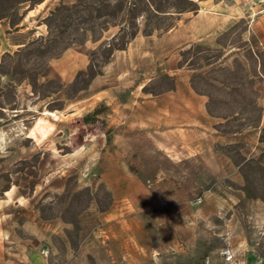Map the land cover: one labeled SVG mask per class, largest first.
Returning a JSON list of instances; mask_svg holds the SVG:
<instances>
[{
  "label": "rangeland",
  "instance_id": "obj_1",
  "mask_svg": "<svg viewBox=\"0 0 264 264\" xmlns=\"http://www.w3.org/2000/svg\"><path fill=\"white\" fill-rule=\"evenodd\" d=\"M38 8L0 63V264H264V0Z\"/></svg>",
  "mask_w": 264,
  "mask_h": 264
},
{
  "label": "crops",
  "instance_id": "obj_2",
  "mask_svg": "<svg viewBox=\"0 0 264 264\" xmlns=\"http://www.w3.org/2000/svg\"><path fill=\"white\" fill-rule=\"evenodd\" d=\"M48 1L49 0H40L35 4L34 7L29 8L26 4L22 8L25 10L22 15L23 20L14 25V27H16L15 30L11 29V24L9 22L8 16L5 15L6 13L0 14V63L4 58L6 52L8 51L9 47L22 44V40L18 38V36H21L22 38V33L24 29L28 27L25 25V21H29V18L30 16H32L33 11H39L38 6L40 3H42V6L44 7L48 5ZM22 2H24V0L21 1V3ZM42 6L40 7V9H43ZM48 114L50 113L48 112Z\"/></svg>",
  "mask_w": 264,
  "mask_h": 264
},
{
  "label": "bare ground",
  "instance_id": "obj_3",
  "mask_svg": "<svg viewBox=\"0 0 264 264\" xmlns=\"http://www.w3.org/2000/svg\"><path fill=\"white\" fill-rule=\"evenodd\" d=\"M41 6H42V3H40L38 7H41Z\"/></svg>",
  "mask_w": 264,
  "mask_h": 264
}]
</instances>
